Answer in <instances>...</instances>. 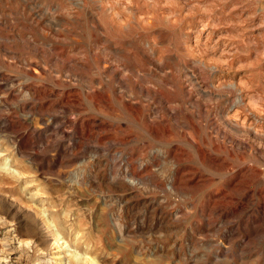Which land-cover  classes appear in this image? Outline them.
<instances>
[{"label": "rangeland", "instance_id": "374dc122", "mask_svg": "<svg viewBox=\"0 0 264 264\" xmlns=\"http://www.w3.org/2000/svg\"><path fill=\"white\" fill-rule=\"evenodd\" d=\"M0 264H264V0H0Z\"/></svg>", "mask_w": 264, "mask_h": 264}, {"label": "bare ground", "instance_id": "6f19581e", "mask_svg": "<svg viewBox=\"0 0 264 264\" xmlns=\"http://www.w3.org/2000/svg\"><path fill=\"white\" fill-rule=\"evenodd\" d=\"M116 17H117V16H116ZM201 98H202V97H201ZM253 100H254V99H253ZM249 102H250V101H249ZM254 102H255V101H254ZM248 105H249V104H248ZM255 105H256V104H255ZM254 107H255V106H254ZM262 113H263V112H262ZM228 124H229L230 126L233 127V124H232V123L229 122ZM229 125H228V126H229ZM155 127H156V126H155ZM245 130H246V129H244V131H245ZM246 131H247V130H246ZM253 132H254V131H253ZM258 135H259V134H258ZM259 143H260V142H259ZM236 144H237V143H236ZM58 258H59V257H58Z\"/></svg>", "mask_w": 264, "mask_h": 264}]
</instances>
